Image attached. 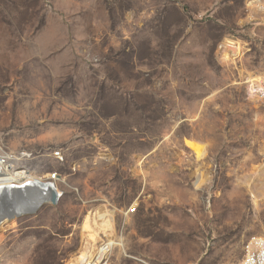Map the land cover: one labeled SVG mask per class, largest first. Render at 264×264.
Returning <instances> with one entry per match:
<instances>
[{
  "label": "rangeland",
  "instance_id": "1",
  "mask_svg": "<svg viewBox=\"0 0 264 264\" xmlns=\"http://www.w3.org/2000/svg\"><path fill=\"white\" fill-rule=\"evenodd\" d=\"M262 76L264 0H0V149L59 194L0 223V264L101 238L108 264H242L264 237Z\"/></svg>",
  "mask_w": 264,
  "mask_h": 264
},
{
  "label": "bare ground",
  "instance_id": "2",
  "mask_svg": "<svg viewBox=\"0 0 264 264\" xmlns=\"http://www.w3.org/2000/svg\"><path fill=\"white\" fill-rule=\"evenodd\" d=\"M188 145L194 150L198 149L195 142L188 141ZM6 157V164L0 168V223L8 216L10 217L11 213L14 212L13 214H15L17 209L22 211L30 208V204H34L32 200L36 201L37 198L41 197L45 188L51 186H41L35 181L36 177L32 172L16 169V160L20 159L19 156L7 154ZM98 217H103V214L95 210L94 213L85 218L84 227L97 224L96 218ZM103 221L98 225V229L110 227L109 220ZM70 264H76V262L73 260Z\"/></svg>",
  "mask_w": 264,
  "mask_h": 264
},
{
  "label": "built area",
  "instance_id": "3",
  "mask_svg": "<svg viewBox=\"0 0 264 264\" xmlns=\"http://www.w3.org/2000/svg\"><path fill=\"white\" fill-rule=\"evenodd\" d=\"M245 92L249 98L264 99V77L257 80L247 79L245 81ZM56 158L62 160L60 151L55 152ZM7 154L0 149V168L7 162ZM57 175H51V179H55ZM134 209V210H133ZM135 207L128 208V213H133ZM91 243L84 245L83 250L77 256L76 264H108V258L111 251L117 245L115 240L110 238H101L96 243L93 240ZM242 264H264V237L252 236L243 246Z\"/></svg>",
  "mask_w": 264,
  "mask_h": 264
},
{
  "label": "water",
  "instance_id": "4",
  "mask_svg": "<svg viewBox=\"0 0 264 264\" xmlns=\"http://www.w3.org/2000/svg\"><path fill=\"white\" fill-rule=\"evenodd\" d=\"M59 198V194L57 189L52 186H47L43 193L41 194L40 198H37L36 201L32 200L34 204H30L31 207L28 208L29 210H36L40 205L44 203L56 204ZM35 201V202H34ZM74 261L77 263L78 259L75 258Z\"/></svg>",
  "mask_w": 264,
  "mask_h": 264
},
{
  "label": "snow or ice",
  "instance_id": "5",
  "mask_svg": "<svg viewBox=\"0 0 264 264\" xmlns=\"http://www.w3.org/2000/svg\"><path fill=\"white\" fill-rule=\"evenodd\" d=\"M134 210V209H133Z\"/></svg>",
  "mask_w": 264,
  "mask_h": 264
}]
</instances>
